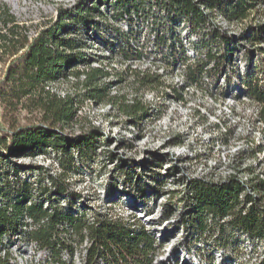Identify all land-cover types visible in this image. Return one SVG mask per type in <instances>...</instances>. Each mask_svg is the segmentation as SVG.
Segmentation results:
<instances>
[{
  "label": "trees",
  "instance_id": "16d2710c",
  "mask_svg": "<svg viewBox=\"0 0 264 264\" xmlns=\"http://www.w3.org/2000/svg\"><path fill=\"white\" fill-rule=\"evenodd\" d=\"M261 1L78 0L59 7L56 18L45 22L33 37L9 6L0 3V264H20L11 248L23 243L40 252L45 264H73L76 252L81 264H155L159 245L150 226L134 213L139 202L145 205L143 212L149 213L146 191L132 185L131 177L124 180L135 199L129 219L111 213V207L101 211L75 205L81 196L71 186L70 172L77 168V161L93 158L97 140L103 136L96 128L72 132L78 97L100 102L109 96V84L103 82L109 72L90 64L113 56L122 62L140 61L151 46V53L161 56L164 65L183 66L186 87L201 88L206 82L216 88L234 84L235 96L241 94L256 106L264 139ZM221 20L241 24L240 33L224 28ZM118 21H124L127 29ZM138 22L148 24L141 45L135 29ZM181 27L187 32V45L175 35ZM97 42L104 43L109 55L88 51ZM188 50L194 54L191 61ZM156 62L154 57L152 63ZM131 73L136 83L150 90L163 84L157 72L133 69ZM69 75L82 90L59 95L51 86ZM107 101L117 104L113 97ZM119 109L130 117L132 127L141 125L150 113L137 100L120 103ZM49 152L59 172H48L46 177H20L21 164L8 165L12 158ZM245 171V178L237 173L216 181L188 177L182 189L169 192L162 216L182 211L178 223L190 242L181 246L188 251L191 243L209 246L207 253L198 249L197 264H245L242 257L253 254L258 256L254 264H264V178L250 166ZM245 241L248 249H242ZM212 249L220 257L218 262Z\"/></svg>",
  "mask_w": 264,
  "mask_h": 264
},
{
  "label": "rangeland",
  "instance_id": "374dc122",
  "mask_svg": "<svg viewBox=\"0 0 264 264\" xmlns=\"http://www.w3.org/2000/svg\"><path fill=\"white\" fill-rule=\"evenodd\" d=\"M76 1L0 0V3L9 6L18 23L26 25L29 36L33 37L45 22L56 18L59 7L72 6ZM259 6L264 9V0ZM220 23L234 34L240 33L242 28L241 24L222 20ZM117 25L127 29L124 21H118ZM147 25L145 22L135 24L140 45L145 41ZM175 35H179L187 45L184 27L178 29ZM94 47L88 51L109 55L104 43L97 42ZM146 50L147 54L140 61L122 62L118 56H113L91 62V66H101L109 72L103 82L109 84L108 97H113L117 104L109 103L108 97L100 102L78 97L77 120L72 132L96 128L102 131L103 136L98 138L96 152L89 162L77 161V168L70 172L69 181L81 196L75 201L77 209L88 206L106 211L107 207H111V213L129 219L135 199L129 194L130 186L125 185L124 180L125 176L131 177L132 185H141L146 191L149 213L143 212L145 205L140 202L139 209L134 213L150 226L159 245L155 264H197L198 249L207 253L209 246L191 243L189 251L181 246L182 242H190L188 234L178 223L182 211H174L165 219L162 216L169 192L182 189L188 177H206L216 181L237 173L245 178L248 176L245 169L249 166L256 175L264 178L263 126L256 121V106L241 94L235 96L237 87L234 84L216 88L206 82L201 88L186 87L183 66H166L161 56L151 53V46ZM187 55L191 61L194 56L192 51L188 50ZM154 57L156 64L152 63ZM2 67L0 62V74ZM76 67L82 69L84 66ZM133 69L157 72L163 84L155 90L142 87L134 80ZM239 70L242 73L243 66ZM74 81L75 78L69 75L66 79L57 80L51 87L62 96L76 94L82 89L75 87ZM173 87L177 92L173 91ZM179 95L181 98H178ZM136 100L148 106L150 113L141 125L132 127L130 117L120 111L119 105ZM260 146L262 148L259 149ZM53 157L52 152L23 156L12 158L8 165L21 164L20 177L34 180L46 177L48 172H59ZM39 167L43 169L39 170ZM237 237L234 235L233 240L236 241ZM241 244L242 249L250 247L248 241ZM11 250L20 264H45L42 262L43 255L34 251L31 244L23 243ZM228 250L231 251V246ZM212 251L218 262L220 257L214 249ZM257 258L253 254L243 256L242 260L245 264H254ZM73 259V264H81L79 252Z\"/></svg>",
  "mask_w": 264,
  "mask_h": 264
},
{
  "label": "built area",
  "instance_id": "2783aa9c",
  "mask_svg": "<svg viewBox=\"0 0 264 264\" xmlns=\"http://www.w3.org/2000/svg\"><path fill=\"white\" fill-rule=\"evenodd\" d=\"M13 250V249H12ZM12 254H13V251H12ZM16 258V257H15Z\"/></svg>",
  "mask_w": 264,
  "mask_h": 264
}]
</instances>
